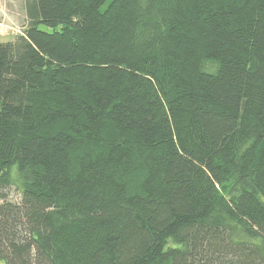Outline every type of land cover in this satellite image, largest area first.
<instances>
[{
    "label": "trees",
    "instance_id": "trees-1",
    "mask_svg": "<svg viewBox=\"0 0 264 264\" xmlns=\"http://www.w3.org/2000/svg\"><path fill=\"white\" fill-rule=\"evenodd\" d=\"M26 14L0 42V260L264 264V0Z\"/></svg>",
    "mask_w": 264,
    "mask_h": 264
},
{
    "label": "rangeland",
    "instance_id": "rangeland-1",
    "mask_svg": "<svg viewBox=\"0 0 264 264\" xmlns=\"http://www.w3.org/2000/svg\"><path fill=\"white\" fill-rule=\"evenodd\" d=\"M29 0H0V42L14 40L24 34L29 24L26 7ZM39 29L45 32H53L54 29L42 24ZM7 201L17 203L21 199V193L16 186L6 190ZM0 264L5 261L0 260Z\"/></svg>",
    "mask_w": 264,
    "mask_h": 264
}]
</instances>
